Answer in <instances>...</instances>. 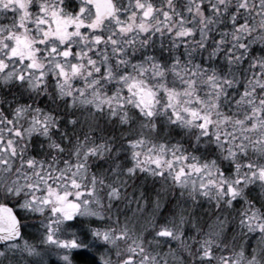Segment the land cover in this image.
Segmentation results:
<instances>
[{"label":"snow or ice","instance_id":"1","mask_svg":"<svg viewBox=\"0 0 264 264\" xmlns=\"http://www.w3.org/2000/svg\"><path fill=\"white\" fill-rule=\"evenodd\" d=\"M0 264H264V0H0Z\"/></svg>","mask_w":264,"mask_h":264}]
</instances>
